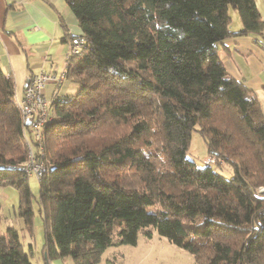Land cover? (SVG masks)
Masks as SVG:
<instances>
[{
  "label": "trees",
  "instance_id": "16d2710c",
  "mask_svg": "<svg viewBox=\"0 0 264 264\" xmlns=\"http://www.w3.org/2000/svg\"><path fill=\"white\" fill-rule=\"evenodd\" d=\"M64 2L81 31L68 37L80 52L64 79L76 93L51 106L44 156L35 153L44 164L46 260L98 264L107 248L156 233L195 264H264V115L217 56L233 36H258L264 47L254 1ZM14 97L13 77L0 69V187L18 193L21 231L32 239L26 125ZM195 127L231 179L186 158ZM30 253L16 228L0 232V264H31Z\"/></svg>",
  "mask_w": 264,
  "mask_h": 264
},
{
  "label": "crops",
  "instance_id": "0c3cea01",
  "mask_svg": "<svg viewBox=\"0 0 264 264\" xmlns=\"http://www.w3.org/2000/svg\"><path fill=\"white\" fill-rule=\"evenodd\" d=\"M253 1L264 22V0ZM229 14V30H240L241 23L236 11L230 10ZM80 35L76 19L64 0H0V69L10 74L14 82H20V94H23L26 83L33 75L40 72L63 73L68 49L73 45L68 37ZM262 38L264 44V33ZM259 40L255 35L230 37L218 45L217 56L229 76L253 92L264 115V47L258 45ZM65 83L63 81L56 86L47 84L45 97L49 98L54 88L63 97L76 93L75 87L69 88L71 86L67 87ZM0 196L4 198V205L13 207L18 204V193L13 188L0 187ZM29 241L32 252L29 247L28 257H33L35 248L33 240ZM42 248L37 253L44 258ZM68 260L61 258L48 263L43 261V264H68Z\"/></svg>",
  "mask_w": 264,
  "mask_h": 264
},
{
  "label": "rangeland",
  "instance_id": "374dc122",
  "mask_svg": "<svg viewBox=\"0 0 264 264\" xmlns=\"http://www.w3.org/2000/svg\"><path fill=\"white\" fill-rule=\"evenodd\" d=\"M65 86H71L69 88L73 86L77 89L76 85L69 82H66ZM21 88L22 85L20 82H15V101H20L22 94H20ZM63 90L64 89H62V91ZM74 94L75 93H70L71 96ZM47 99H50V97ZM46 120H55L54 111L50 107L47 108ZM185 156L188 160L193 161L197 167L209 165L216 173L225 179L229 180L232 178V171L227 164H218L215 159L208 157L207 145L198 134L197 127L191 132L190 142ZM38 182V179L35 178L34 175H28V185L33 195L31 203L33 211L32 240L35 248L34 256L29 257L31 264H43L44 261V258L40 257V254L37 253L41 250L42 244L44 243L43 216L40 214L38 204ZM10 188L12 189L13 187ZM13 191H15L14 188ZM2 193H4V191ZM3 199L4 198L0 196V201L3 203H0L3 206L1 212L2 219L0 220V232H3L8 226L16 228L19 233V239L23 245V250L28 252L30 238L26 233L21 231L22 220L17 215V206L12 207L11 205H4ZM68 259L67 263L73 264L70 258ZM109 262L113 264H195L193 257L189 253L171 244L167 239L158 236L156 233H154L150 239L145 237L142 233H139L134 245L124 244L107 248L98 264H110Z\"/></svg>",
  "mask_w": 264,
  "mask_h": 264
},
{
  "label": "built area",
  "instance_id": "2783aa9c",
  "mask_svg": "<svg viewBox=\"0 0 264 264\" xmlns=\"http://www.w3.org/2000/svg\"><path fill=\"white\" fill-rule=\"evenodd\" d=\"M79 52L80 46L77 44L68 49L66 68L70 64V58L78 55ZM65 71L57 76L43 72L33 75L25 85L21 100L16 101L20 109L21 121L26 125L23 132L24 148L28 153V161L23 169L28 175H34L37 179H40L44 172L43 161L36 160L35 153L39 159L44 156L43 128L47 122V108L55 103H63L67 100L66 97L59 95L56 89H53L50 99H47L45 97V87L47 84L56 86L63 82Z\"/></svg>",
  "mask_w": 264,
  "mask_h": 264
},
{
  "label": "water",
  "instance_id": "95a60500",
  "mask_svg": "<svg viewBox=\"0 0 264 264\" xmlns=\"http://www.w3.org/2000/svg\"><path fill=\"white\" fill-rule=\"evenodd\" d=\"M44 261L47 263V260H46V255L44 254Z\"/></svg>",
  "mask_w": 264,
  "mask_h": 264
},
{
  "label": "clouds",
  "instance_id": "9594fccd",
  "mask_svg": "<svg viewBox=\"0 0 264 264\" xmlns=\"http://www.w3.org/2000/svg\"><path fill=\"white\" fill-rule=\"evenodd\" d=\"M54 89H56V88H54ZM53 91V90H52ZM58 91V90H57ZM60 95V94H59ZM66 98H68V97H66ZM51 108V107H50Z\"/></svg>",
  "mask_w": 264,
  "mask_h": 264
}]
</instances>
